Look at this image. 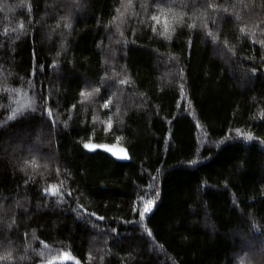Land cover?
<instances>
[{
  "label": "trees",
  "instance_id": "trees-1",
  "mask_svg": "<svg viewBox=\"0 0 264 264\" xmlns=\"http://www.w3.org/2000/svg\"><path fill=\"white\" fill-rule=\"evenodd\" d=\"M65 252L264 264V0H0V264Z\"/></svg>",
  "mask_w": 264,
  "mask_h": 264
},
{
  "label": "snow or ice",
  "instance_id": "snow-or-ice-1",
  "mask_svg": "<svg viewBox=\"0 0 264 264\" xmlns=\"http://www.w3.org/2000/svg\"><path fill=\"white\" fill-rule=\"evenodd\" d=\"M152 19L158 21V18L155 17V16H153ZM65 26L70 28L71 24L69 23V24H66ZM153 30L155 31V28ZM165 31H167V28H165ZM161 34L163 35L164 33H161ZM209 35H211V33H209ZM121 83H124V81H121ZM81 95H84V94L81 93ZM104 106L105 107L108 106L107 102L105 103ZM49 116H51V111L50 110H49ZM109 127H111L110 124H109ZM84 146L86 148H89V149H92V150H94L95 147H99L98 145L94 146V145H90V144H87V143ZM105 147H107V146H105ZM108 150L111 151V149H108ZM56 191H57V188L54 185H50L48 188L45 189V192H52L53 194H55ZM157 195H158V193H157ZM154 203H155L154 201H148V205H154ZM150 211H151V207L145 206L143 211L140 212L141 217H143L145 215V213H148ZM92 215H95V214L93 213ZM101 219H102V217H101ZM149 235H151V233H149ZM69 260H71L73 262V264H80L79 260H77L75 257H72L70 253H67V252L63 253L62 254V259H61V264H67V262ZM49 264H55V262H51L50 261Z\"/></svg>",
  "mask_w": 264,
  "mask_h": 264
},
{
  "label": "rangeland",
  "instance_id": "rangeland-1",
  "mask_svg": "<svg viewBox=\"0 0 264 264\" xmlns=\"http://www.w3.org/2000/svg\"><path fill=\"white\" fill-rule=\"evenodd\" d=\"M90 145H94V144H90ZM96 146V145H94ZM99 147H95L94 150L86 148L88 151H96V150H100L103 152L108 153L109 155H111L112 157H114L115 159L118 160H126L128 159V156L125 152V150L119 146H107V145H98ZM107 146V147H105ZM108 149H111V151H109ZM115 153V154H114Z\"/></svg>",
  "mask_w": 264,
  "mask_h": 264
}]
</instances>
